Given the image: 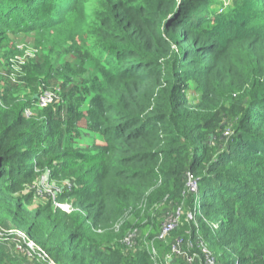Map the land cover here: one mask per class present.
<instances>
[{
	"label": "trees",
	"instance_id": "1",
	"mask_svg": "<svg viewBox=\"0 0 264 264\" xmlns=\"http://www.w3.org/2000/svg\"><path fill=\"white\" fill-rule=\"evenodd\" d=\"M185 200L173 264H264V0H0V264H167L127 219Z\"/></svg>",
	"mask_w": 264,
	"mask_h": 264
},
{
	"label": "rangeland",
	"instance_id": "2",
	"mask_svg": "<svg viewBox=\"0 0 264 264\" xmlns=\"http://www.w3.org/2000/svg\"><path fill=\"white\" fill-rule=\"evenodd\" d=\"M218 1H220L221 4L223 2L226 4H230L232 2V0H218ZM221 7H222V5H221ZM221 7H220V9H221ZM36 36H37V33H35V32H32L29 35H26V34L15 35V34L11 33V35H10L11 42L14 44H17V47H18V54H17L16 58H20L22 60H25L26 57L30 56V54H32V52H34V50H36L35 53L38 52L37 48L32 47V44H34V42H35ZM27 45H28V47H26V49H25L24 47ZM30 47H32V48H30ZM33 48H35V49L33 50ZM66 48L68 51L67 57L69 58L71 64H74V63L76 64L78 62H83L85 60L86 55L77 54L75 52L73 46H72V43H67ZM90 138H91V135L86 133L80 138L79 143L80 144H86L87 142L90 141ZM40 174L41 173L39 172V175ZM42 177H43V175H42ZM41 189H42L40 191L41 194H45L48 198H49V196H51L52 200L55 201V198L53 197V194H52V192L55 191V187L53 185H51L48 180L44 185H42ZM192 195H195V194H191V192H187L186 197H185V198H187L186 200H188V198L192 197ZM186 200L184 201L185 204L184 203L179 204L175 201H162L160 203H156L151 208H149L147 213H145L146 211H143V212H141L140 215H131L129 217V219H127V220L132 224L134 223V225H133V227L130 228L129 232L135 230L138 233L136 240L140 239V238L144 239V237L145 238L147 237L146 238L147 242H149L148 238L150 236L158 235L162 223L173 212H175L179 206H182V212L184 214L183 216H186V215L191 216V214L194 215V211H191L189 206H187L188 202ZM55 205H57V206L58 205L59 206L64 205L63 210L72 212L71 206L68 203L59 204V203L55 202ZM147 214H149L150 217H147ZM185 238L187 240L186 246H188L190 249V246H191L190 240L187 237H185ZM151 242H153V241H151ZM173 242H174V239H172L171 235H169L161 243V245H159L160 247H159L158 251L160 252V250H166L167 253L168 252L170 253V247H171ZM16 247L18 248V246H16ZM16 247H15L14 251L18 255H22L21 250L16 249ZM185 249L188 251V248H185ZM179 259H182V258L181 257L174 258L170 264H173L174 261L176 262ZM208 264H210V263H208Z\"/></svg>",
	"mask_w": 264,
	"mask_h": 264
},
{
	"label": "built area",
	"instance_id": "3",
	"mask_svg": "<svg viewBox=\"0 0 264 264\" xmlns=\"http://www.w3.org/2000/svg\"><path fill=\"white\" fill-rule=\"evenodd\" d=\"M59 96H58V92H46L45 94H43L41 96L40 99V104L42 106L51 103V102H56L58 100ZM48 179H46V176L43 175L42 177V185H44L47 182ZM187 192H191V194H195L198 195L199 194V187H198V182L197 180L194 178V176L192 174H188L187 177V183H186V193ZM52 194L54 195V192H52ZM59 206V205H58ZM64 205H60V208H64ZM195 210H197L198 212H200L199 207H197ZM196 213V212H195ZM183 214L182 212V206H179L178 209L173 212L161 225L160 231L158 233V235L156 236V239L164 241L170 234L171 232L180 224V219H181V215ZM0 235L1 231H0ZM138 236V233L133 230L128 232L125 240L130 244H134V241L136 240V237ZM200 238V236H199ZM15 247L18 246V248L16 247V249L21 250L22 254L26 255V256H31L34 254H39L41 255V251L40 248L37 246V244L32 241H25V245L23 246V244H21L19 241L15 240ZM184 242H183V238L182 237H178L174 240V242L171 245L170 248V253H168V255L166 256V263L170 264L172 262V260L174 258L177 257H181L183 259H185L188 262H193L194 256L192 254H190L184 246ZM200 245L203 246V243L200 242ZM151 254L153 259H156L159 254H158V250L155 247H152L151 249ZM203 251L206 254V258H207V264H217L216 259L214 258V256L212 255V253L203 246Z\"/></svg>",
	"mask_w": 264,
	"mask_h": 264
}]
</instances>
